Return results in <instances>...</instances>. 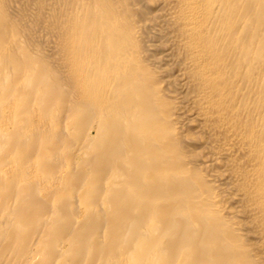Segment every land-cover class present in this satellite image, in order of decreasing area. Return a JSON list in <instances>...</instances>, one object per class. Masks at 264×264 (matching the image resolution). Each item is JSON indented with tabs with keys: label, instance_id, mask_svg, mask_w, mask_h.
I'll return each instance as SVG.
<instances>
[{
	"label": "bare ground",
	"instance_id": "bare-ground-1",
	"mask_svg": "<svg viewBox=\"0 0 264 264\" xmlns=\"http://www.w3.org/2000/svg\"><path fill=\"white\" fill-rule=\"evenodd\" d=\"M0 264H264V0H0Z\"/></svg>",
	"mask_w": 264,
	"mask_h": 264
}]
</instances>
